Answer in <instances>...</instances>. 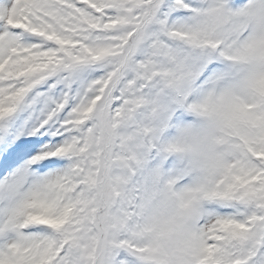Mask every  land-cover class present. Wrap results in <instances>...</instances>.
Returning a JSON list of instances; mask_svg holds the SVG:
<instances>
[{"label": "snow or ice", "instance_id": "1", "mask_svg": "<svg viewBox=\"0 0 264 264\" xmlns=\"http://www.w3.org/2000/svg\"><path fill=\"white\" fill-rule=\"evenodd\" d=\"M0 264H264V0H0Z\"/></svg>", "mask_w": 264, "mask_h": 264}]
</instances>
